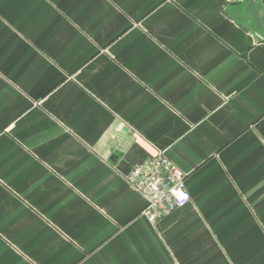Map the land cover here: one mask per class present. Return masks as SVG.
<instances>
[{
  "label": "crops",
  "instance_id": "0c3cea01",
  "mask_svg": "<svg viewBox=\"0 0 264 264\" xmlns=\"http://www.w3.org/2000/svg\"><path fill=\"white\" fill-rule=\"evenodd\" d=\"M0 264H264V0H0Z\"/></svg>",
  "mask_w": 264,
  "mask_h": 264
},
{
  "label": "built area",
  "instance_id": "2783aa9c",
  "mask_svg": "<svg viewBox=\"0 0 264 264\" xmlns=\"http://www.w3.org/2000/svg\"><path fill=\"white\" fill-rule=\"evenodd\" d=\"M125 180L145 200L142 213L152 224L190 201L183 173L162 154L134 167Z\"/></svg>",
  "mask_w": 264,
  "mask_h": 264
}]
</instances>
